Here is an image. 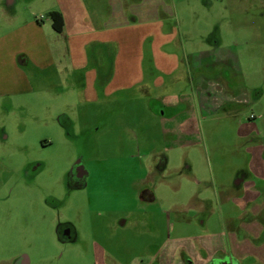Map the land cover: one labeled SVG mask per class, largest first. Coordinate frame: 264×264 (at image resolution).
<instances>
[{"label":"rangeland","instance_id":"374dc122","mask_svg":"<svg viewBox=\"0 0 264 264\" xmlns=\"http://www.w3.org/2000/svg\"><path fill=\"white\" fill-rule=\"evenodd\" d=\"M163 2L182 29L207 30V38L215 24L221 27L222 46L213 51L198 47L209 52L200 68L191 70L189 80L179 71L177 84L166 81L164 89L152 94L136 91L113 97L110 106H91L83 102L80 90L69 92L64 86L51 92L50 86L58 82L53 75H31L34 94L2 101L6 104L0 107V185H6L0 188V200L6 199L0 202V264L22 256L29 264H93L94 244L105 249L107 264H147L151 251L175 237L183 223L172 201L200 194L215 210L222 207L225 212L232 205L226 197L236 174L244 171L247 184L261 185L256 177L264 176V0ZM54 4L55 0H15L13 5L0 0V37L20 21L44 17ZM244 6L248 14L235 19L228 14ZM10 7L16 9L19 22L8 26L2 9ZM224 17L248 29L232 32ZM187 56L192 57L189 52ZM226 56L237 62H221ZM198 78H203L198 89L208 87L215 94L196 106L188 96L197 89ZM219 87L224 92L219 93ZM163 92L172 96L173 104L186 93L181 98L187 108L175 113L184 112L183 117L192 120L187 132L180 131V117L171 124L159 118L168 112L159 111L153 98ZM165 158L167 167L158 168ZM78 161L87 175L83 189L70 190L69 176ZM146 189L164 201L143 202L149 199L148 193L142 198ZM240 210L233 206V212ZM125 219L128 225L119 227ZM66 223L77 228L74 243L57 239V227ZM213 241L222 244L217 238L207 245L216 246ZM177 247L168 244L167 254Z\"/></svg>","mask_w":264,"mask_h":264},{"label":"crops","instance_id":"0c3cea01","mask_svg":"<svg viewBox=\"0 0 264 264\" xmlns=\"http://www.w3.org/2000/svg\"><path fill=\"white\" fill-rule=\"evenodd\" d=\"M6 1L15 4V0ZM246 7H241V12L237 7L228 10V14L234 19L240 13L248 14ZM2 12L8 26L19 22L14 7L2 9ZM52 13L57 17H52ZM175 18L163 0H55L42 20L27 18L11 26V32L0 37V104L13 96L34 94L31 75L39 78L53 75L58 82L50 86L51 92L58 87L64 90V86L69 92L80 90L83 102L91 106H110L113 97L136 91L147 94L151 90L152 94L153 90L164 89L166 81L170 85L177 84L179 71H185L182 75L189 80L191 70L200 68L209 52L200 51L198 47L205 45L211 51L217 50L223 44V35L219 24L214 25L213 32L206 38L207 30L203 33L198 27L182 29ZM223 20L231 22L228 25L232 32L248 29L247 25L235 23L228 17ZM227 58L221 57V62H237ZM202 79H197V89L188 96L196 106L200 99L209 98L212 92L215 94V90L209 92L208 87L198 89V82L203 86ZM61 80H65V84H61ZM229 86L227 82V89ZM218 89L219 93L224 92V88ZM185 94L182 93L175 104L172 96L164 92L153 98L161 109L159 111L168 112L158 113L160 119H167L171 124L176 116L180 117L177 122L184 124L181 133L187 132L186 127L192 121L183 117L184 112L175 113L178 108H187V102L181 98ZM230 99L228 97V101ZM216 102L213 101L212 105L216 106ZM167 164L165 158L156 166L167 167ZM238 174L236 178L241 176L239 183L234 184L226 197L227 204L232 205H227L225 212L222 207L215 210L200 194L191 195L184 202L172 201L171 207L183 223L177 226L179 231L175 237L167 238L163 246L151 251L147 264H212L226 258L229 264H264V176H257L262 183L254 185L246 183V172ZM5 185L4 181L0 188ZM147 193L149 199L143 202L162 203L163 199H158L147 189L143 190L142 198L148 196ZM249 195L256 198L247 199ZM233 206L241 210L233 212ZM216 213L219 216L212 220ZM194 216H197L198 230L194 227ZM127 223L125 219L118 226L125 228ZM73 229L72 243L78 240L76 226ZM186 230L194 233H184ZM217 238L222 239V244L213 241L216 246L207 245ZM171 243H177L178 247L175 253L168 255L166 246ZM94 245L93 264H107L105 249Z\"/></svg>","mask_w":264,"mask_h":264},{"label":"flooded vegetation","instance_id":"af4514ba","mask_svg":"<svg viewBox=\"0 0 264 264\" xmlns=\"http://www.w3.org/2000/svg\"><path fill=\"white\" fill-rule=\"evenodd\" d=\"M28 169H30V165L26 167L25 171H28ZM36 174L34 176H36ZM85 175L87 174L85 173L84 166H82V164L79 161L76 162L73 165L71 169V174L69 176V181L71 184L70 190L73 189L76 191H80L81 189H83L82 182L85 179ZM239 180H240L239 178H236L235 182L237 183ZM5 199L3 200L1 199L0 202L5 201ZM56 235L60 243H72L75 237V230L73 229V226L70 223L60 224L57 227ZM224 261L226 260L219 259L217 261L212 262V264H225ZM9 264H29V260L26 256H22L19 259L12 260Z\"/></svg>","mask_w":264,"mask_h":264},{"label":"built area","instance_id":"2783aa9c","mask_svg":"<svg viewBox=\"0 0 264 264\" xmlns=\"http://www.w3.org/2000/svg\"><path fill=\"white\" fill-rule=\"evenodd\" d=\"M39 19L42 20V19H43V16L39 17ZM250 118H251V119H254L253 116H250Z\"/></svg>","mask_w":264,"mask_h":264},{"label":"trees","instance_id":"16d2710c","mask_svg":"<svg viewBox=\"0 0 264 264\" xmlns=\"http://www.w3.org/2000/svg\"><path fill=\"white\" fill-rule=\"evenodd\" d=\"M51 16H52V17H57V14L52 13ZM20 57H21V56H20Z\"/></svg>","mask_w":264,"mask_h":264},{"label":"water","instance_id":"95a60500","mask_svg":"<svg viewBox=\"0 0 264 264\" xmlns=\"http://www.w3.org/2000/svg\"><path fill=\"white\" fill-rule=\"evenodd\" d=\"M238 183L239 182H237V183L235 182V184H238ZM227 262H228V259L226 258V261H224V263L227 264Z\"/></svg>","mask_w":264,"mask_h":264}]
</instances>
